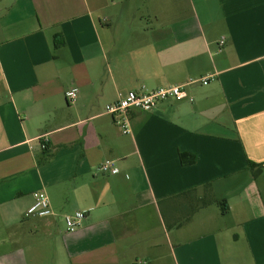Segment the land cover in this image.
<instances>
[{
    "label": "crops",
    "instance_id": "crops-1",
    "mask_svg": "<svg viewBox=\"0 0 264 264\" xmlns=\"http://www.w3.org/2000/svg\"><path fill=\"white\" fill-rule=\"evenodd\" d=\"M175 84L188 97L130 110L127 133L106 112ZM250 160L264 0H0V264H264ZM40 190L55 214L28 217Z\"/></svg>",
    "mask_w": 264,
    "mask_h": 264
},
{
    "label": "built area",
    "instance_id": "built-area-1",
    "mask_svg": "<svg viewBox=\"0 0 264 264\" xmlns=\"http://www.w3.org/2000/svg\"><path fill=\"white\" fill-rule=\"evenodd\" d=\"M224 43V40L221 41ZM214 74L206 76L202 79L203 84H208ZM198 79H192L195 82ZM69 102H75L78 97V88L68 90L66 93ZM188 97V93L184 88V84H175L171 86H163L150 91L146 90H130L125 94H120L118 101L106 105V112L111 114L116 119L117 123L121 126L124 133L130 131V117L129 112L132 109H140L144 111H152L159 102L163 100L173 99L176 101L183 100ZM113 161L106 160L101 169L104 172H114ZM51 200L49 195L40 190L35 193V201L28 208V217H49L54 215ZM86 217V211H76L72 214H66L65 220L67 223L68 231H75Z\"/></svg>",
    "mask_w": 264,
    "mask_h": 264
},
{
    "label": "trees",
    "instance_id": "trees-1",
    "mask_svg": "<svg viewBox=\"0 0 264 264\" xmlns=\"http://www.w3.org/2000/svg\"><path fill=\"white\" fill-rule=\"evenodd\" d=\"M187 157H189V159ZM182 158H183L184 163H194L195 162V156L193 154H183ZM248 165L256 177L262 172V169L264 168L263 163H258V162L251 161V160L249 161ZM222 205L224 206L223 210L226 211L227 206L225 204H222Z\"/></svg>",
    "mask_w": 264,
    "mask_h": 264
},
{
    "label": "rangeland",
    "instance_id": "rangeland-1",
    "mask_svg": "<svg viewBox=\"0 0 264 264\" xmlns=\"http://www.w3.org/2000/svg\"><path fill=\"white\" fill-rule=\"evenodd\" d=\"M259 183L261 184V186H262V188H263V190H264V177L260 180Z\"/></svg>",
    "mask_w": 264,
    "mask_h": 264
}]
</instances>
